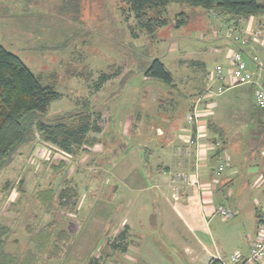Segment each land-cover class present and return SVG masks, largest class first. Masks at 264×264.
<instances>
[{"label": "rangeland", "instance_id": "374dc122", "mask_svg": "<svg viewBox=\"0 0 264 264\" xmlns=\"http://www.w3.org/2000/svg\"><path fill=\"white\" fill-rule=\"evenodd\" d=\"M182 13L183 18L179 16ZM214 13L171 4L167 8L168 24L151 38L137 29L122 0H0V45L60 94L43 119L51 121L86 111L92 121L97 118L100 130L89 135L96 140L95 148L84 146L66 155L42 143L31 127L27 129L24 141L0 167V259L8 255L5 260L9 263L11 255L17 258L15 264H89L91 258L98 257L100 264H116L111 250L106 248L102 253L100 249L117 219L137 208L135 204L126 206L128 191L123 185L150 183L145 175L146 160L140 157L139 164H132L131 153L140 152V147L128 137H116L119 119L126 117L131 122L133 117L140 133L149 127L147 118L165 126L164 119L181 115L204 91L208 85L205 79L221 63V45L231 34L226 17L218 18ZM263 17L259 14L254 21L261 23ZM155 58L171 73L173 85L144 76ZM102 74L113 77L99 88ZM251 96L248 87H237L225 89L214 99L228 112L227 127L239 129L227 142L232 164L243 166L245 172L259 173L264 159L259 157L261 149L246 144L252 138L261 140L251 136L255 129L250 122L254 111ZM226 103L232 105L225 107ZM102 132L106 133L104 141L110 137L108 144H118L106 149L107 154H98L106 159L103 167L113 170L128 161L127 169H139L138 180L134 171L113 176L94 173V168L89 169L82 161L100 152ZM60 160L67 163L63 169ZM64 190L68 198L60 197ZM256 191L252 188L246 192L252 198L258 195ZM257 207L261 210L263 205ZM71 215L77 217L78 228L66 236V226L73 222ZM151 220L143 232L145 244L153 238L167 250L171 248L162 264H184L183 253L174 249L177 244L161 236L157 217L151 216ZM211 229L221 256L227 258L239 253L242 240L246 245L256 237L257 222L245 208L232 219L216 216ZM40 233L49 238L42 249L37 247L42 241L38 240ZM209 246L214 248V244ZM29 257L32 263H27Z\"/></svg>", "mask_w": 264, "mask_h": 264}, {"label": "crops", "instance_id": "0c3cea01", "mask_svg": "<svg viewBox=\"0 0 264 264\" xmlns=\"http://www.w3.org/2000/svg\"><path fill=\"white\" fill-rule=\"evenodd\" d=\"M254 19L255 16L242 21L235 32L247 35L251 31H260L261 40H250L247 44L241 45L233 43L228 38V40L223 42L221 45L222 49L218 52L221 63H217V65L227 67L228 58L233 51L228 48L239 49L243 56L244 54L246 56H244V59L248 69L258 81H264V17L261 23L254 21ZM229 27L226 24V28ZM217 36L218 34L215 33V37ZM252 57H256L257 61L254 62ZM205 81L208 84H206L207 87H210L211 76L209 75V78L207 77ZM237 87H248V90L251 91L254 111L250 114V122L255 126V129L251 131V136L261 138L259 142H256L255 140L257 139L255 138H250L251 140H246V144L250 148L258 145L257 147L261 149L259 157H264V110L257 109L254 105V87L252 85L235 86L228 89ZM218 96L220 95L206 98L200 106L203 130L198 139V165L195 162L194 148L189 156H182L176 153L177 147H185L191 139L194 140V127L189 126L185 122V116L192 102L188 104L187 109H184L182 114L180 113L181 115L177 117L170 115L166 119L163 118L165 126L154 123L152 119L147 118L146 125L149 127L143 133L137 131L136 126L138 124L132 122L133 117L131 122L126 117L125 119L122 117L119 119L120 128L116 137H128L140 147V152L135 150L131 153L132 164H139L140 157L146 160L145 163H147L146 166L148 168L144 172L150 183L136 185V182H130L128 185H123L125 190L128 191V198L125 201L126 206L135 204L137 208L129 210L117 219V223L107 234L108 237L100 249L102 253L106 248L111 250V254H115L114 261L116 264H162V261H165V255L168 259V250H171V248L168 247L167 250L153 238L148 241V244H145L143 232H145L146 226H150V223H152L151 216H156L160 222L161 236L168 237L177 244L174 245V249H178L183 253L182 260L185 261L184 264H213L216 261V257L218 255L221 256L222 252L220 247L218 248L215 245L214 234L211 229L213 219L218 216L215 213V209L219 205L229 206L237 214L247 208L255 216L257 222L256 237L254 236L255 238L249 240L246 245L242 242L243 240L239 243L237 251L240 256L245 257L248 254L251 243L259 236L263 224L261 218L264 212V159L261 160V171L259 173L245 172L242 169L244 168L243 166H241L242 168L234 167L235 163L234 165L232 164V157L228 152L227 142H231L236 137L235 133H238L239 129L238 127H227L226 123L228 121H226V118L230 117L227 115L226 109L220 107L214 99ZM231 105L232 103H226L225 107ZM139 124L142 125L143 122ZM132 125L134 126L132 127ZM105 134V132L99 134L100 152L94 153L93 156L90 154L82 161L85 162L89 169L93 167L94 173L98 174L109 172L113 176L120 173H128L129 171L133 172L134 168L131 170L127 169L126 165L131 164L128 161L124 162L120 167L115 166L113 170L103 167V165H107L106 159H100L98 154H107L106 149H113L114 146L118 145L108 144L106 141L109 140L110 142V137L104 141ZM215 141L221 142L220 151L212 147V143ZM253 150L255 149L253 148ZM218 154L224 157L225 169L219 176H216V157ZM86 159H88L87 162L85 161ZM138 170L134 171L136 180L140 178ZM195 170L198 173L199 187L197 185H183L180 187L178 197L174 198L170 182L171 175L174 173H186L191 176L195 173ZM252 188L257 190L258 195L251 198L246 191ZM112 191L115 193L116 190L113 189ZM80 205L82 206L83 204ZM90 205L89 203L87 204V206ZM258 205H263V208L259 210ZM79 217H81L80 214ZM70 219L73 222L69 221V225L66 226L67 230H61L66 232V236H68L67 233L75 232L76 228H78L75 223L78 222L77 217L71 215ZM160 240L162 241V238ZM209 243L214 244V248L209 246ZM119 254L120 256H118ZM110 255L107 259L110 258ZM227 258L224 259L226 260ZM94 260H98V264L102 261L98 257H93L90 261ZM173 263L177 264L176 262Z\"/></svg>", "mask_w": 264, "mask_h": 264}, {"label": "trees", "instance_id": "16d2710c", "mask_svg": "<svg viewBox=\"0 0 264 264\" xmlns=\"http://www.w3.org/2000/svg\"><path fill=\"white\" fill-rule=\"evenodd\" d=\"M122 1L133 15L137 29L151 38L155 37L159 29L168 24L167 8L174 3L187 4L192 8H201L205 11L212 10L218 18L225 19L226 17V24L234 30L242 21L264 14V0ZM182 15L183 13L179 14L181 18H183ZM144 76L173 85L171 73L158 58H155L145 70ZM112 77L113 74H102L99 79V88ZM59 97L60 94L53 86L45 84L41 77L33 74L16 55L0 45V167L9 160L16 147L24 141L29 127L42 143L66 155L75 154L84 145L95 144V140L89 135L100 132L96 126L97 118L92 121L91 115L86 111L60 116L51 121L43 119L52 102L58 100ZM59 163L61 167L63 165L62 169L67 164L65 160H60ZM60 197L68 198L69 195L64 190ZM41 233L38 240L42 241L37 246L38 249L44 248L49 242V238ZM6 256H2L0 264H15L17 260L15 256L9 255V263L5 260ZM27 263H32L30 257ZM89 264H98V260L90 261ZM213 264L219 263L214 261Z\"/></svg>", "mask_w": 264, "mask_h": 264}, {"label": "built area", "instance_id": "2783aa9c", "mask_svg": "<svg viewBox=\"0 0 264 264\" xmlns=\"http://www.w3.org/2000/svg\"><path fill=\"white\" fill-rule=\"evenodd\" d=\"M231 29V28H230ZM229 39L236 44H247L250 40L260 41V31H251L247 35L235 32L231 29ZM254 62L256 57H252ZM211 86L207 87L203 92L198 93L192 101L191 107L185 116V122L189 126L194 127V140H190L185 147H177L176 153L182 156H189L191 150H195V162H199L198 139L201 136L203 127L201 125V103L214 95H221L225 89L235 86L252 85L254 87V105L257 109H264V81H258L255 75L248 69L246 60L244 59L241 50H233L228 58L227 67L216 65L213 69ZM214 85V86H213ZM212 147L221 150L222 144L220 141L212 143ZM216 176H219L225 169L224 157L218 154L216 157ZM174 198L179 195L180 187L198 186V173L189 176L186 173H174L170 177ZM215 213L225 219H231L237 212L229 206L219 205L215 209ZM262 228L257 239L251 243L248 256L242 257L238 254H231L226 260L220 255L216 257L219 264H264V212L262 214Z\"/></svg>", "mask_w": 264, "mask_h": 264}]
</instances>
